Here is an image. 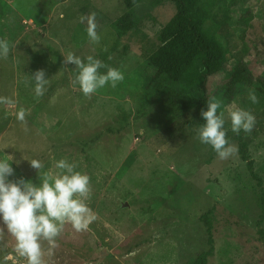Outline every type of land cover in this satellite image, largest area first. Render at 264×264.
<instances>
[{"label":"rangeland","instance_id":"1","mask_svg":"<svg viewBox=\"0 0 264 264\" xmlns=\"http://www.w3.org/2000/svg\"><path fill=\"white\" fill-rule=\"evenodd\" d=\"M246 5L252 18L245 40L235 33L232 12L218 7L211 15L219 30L211 37L214 62L206 95L222 100L218 113L225 114L227 139L237 146L234 136L244 140L264 190V0ZM90 13L101 36L98 45L89 42L87 25L80 22ZM173 14L162 0H0V39L10 44L8 57L0 58V158L14 169L8 179L39 185L29 161L37 159L41 172L54 173L55 162L66 159L91 182L87 203L96 219L79 233L66 224L46 264H190L208 248L207 223L214 240L207 264H264L257 234L264 223L256 226L260 193L246 163L239 152L218 159L196 138V127L180 126L192 119L202 95L197 83L203 55L189 65L188 77L166 89L164 83L146 87L152 69L145 75L141 68L156 63V32ZM69 51L121 70L124 80L85 97L79 85L70 84L77 73L75 65L64 64ZM37 70L49 80L40 98L31 80ZM172 87L183 106L177 114L157 108ZM249 88L259 103L247 98ZM233 107L255 115L250 134L231 131ZM21 110L26 123L18 120ZM171 127L178 128L172 137ZM14 246L5 228L0 264H26Z\"/></svg>","mask_w":264,"mask_h":264},{"label":"clouds","instance_id":"2","mask_svg":"<svg viewBox=\"0 0 264 264\" xmlns=\"http://www.w3.org/2000/svg\"><path fill=\"white\" fill-rule=\"evenodd\" d=\"M80 22L86 24V33L91 44L98 45L101 36L97 32L95 13L82 15ZM10 44L6 38L0 39V58L6 59ZM64 56V64L75 65L76 75L70 84L79 85L85 97L90 98L98 89L105 86L116 88L124 80L121 70L104 64L101 60L89 55L84 60L69 51ZM106 68V73L99 70ZM35 82L34 94L42 97L49 80L44 70H37L31 75ZM247 98L253 104L259 103L254 88L247 89ZM207 109L201 111L204 123L196 129V138L203 144L210 145L218 159L226 160L238 152V146L229 143L225 125V114L218 113L222 100L215 95L206 101ZM231 131L239 135L241 131L250 134L256 123L255 115L244 108L233 107L228 111ZM18 120L26 123L25 112L18 114ZM30 165L38 171L39 185L23 177L12 181L8 177L14 169L7 158H0V221L6 231L15 240L14 250L26 264H46L45 255H52L58 247V237L63 233L65 225L70 224L76 232L86 231L96 219L94 211L89 207L92 188L90 177L77 171L75 163L60 159L54 164L58 171L41 172L44 165L32 159ZM42 242L47 243V250Z\"/></svg>","mask_w":264,"mask_h":264},{"label":"trees","instance_id":"3","mask_svg":"<svg viewBox=\"0 0 264 264\" xmlns=\"http://www.w3.org/2000/svg\"><path fill=\"white\" fill-rule=\"evenodd\" d=\"M169 3L174 8V14L170 20L161 26L156 32L157 57L156 63L146 62L145 68L141 71L149 75V69H152L150 83L147 84L148 90H154L159 84L164 83V89L171 86L182 76H189L188 67L198 55H203L199 68V77L197 89L202 95L197 99L194 115L191 120H184V126H194L198 128L204 123L201 111L207 109L206 88L212 73L214 62V51L211 45V37L219 28L211 23V15L218 7H223L234 14L235 33L241 40L246 39L249 24L251 23V13L246 5V0H162ZM109 52L99 54L104 57ZM234 81V80H233ZM155 83L156 85L152 84ZM233 86V82L231 83ZM264 85V84H263ZM227 87H231L227 85ZM166 99L157 108L162 111L174 113L182 112L181 96L175 87L167 89ZM264 93V90H262ZM178 129V128H177ZM171 127L168 134L172 137L177 131ZM232 141L238 144L240 159L246 163V167L260 193L261 214L257 220L256 226L264 223V190L261 178L253 172V162L248 156V151L244 140L240 136H234ZM210 224H206L207 246L208 248L198 254L190 264H207L209 258L214 255V240ZM257 234L264 245V230L257 229Z\"/></svg>","mask_w":264,"mask_h":264}]
</instances>
